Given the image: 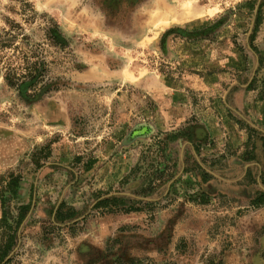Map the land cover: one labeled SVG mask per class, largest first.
<instances>
[{
    "label": "rangeland",
    "instance_id": "obj_1",
    "mask_svg": "<svg viewBox=\"0 0 264 264\" xmlns=\"http://www.w3.org/2000/svg\"><path fill=\"white\" fill-rule=\"evenodd\" d=\"M262 102L264 0H0V264H264Z\"/></svg>",
    "mask_w": 264,
    "mask_h": 264
},
{
    "label": "trees",
    "instance_id": "obj_2",
    "mask_svg": "<svg viewBox=\"0 0 264 264\" xmlns=\"http://www.w3.org/2000/svg\"><path fill=\"white\" fill-rule=\"evenodd\" d=\"M15 181L16 179L12 178L9 183H8V186H12V184H15ZM263 182H264V179H263ZM108 200V199H107ZM4 202V201H3ZM103 202H106V199L102 201ZM264 202V192L260 193L257 198L254 199L253 203H256V204H259V203H262ZM28 209V206L27 205H24V206H21L20 209H19V214H18V221L23 218V216L25 215V212L27 211ZM70 216V215H69ZM66 218V217H64ZM2 221L1 223H4L5 220H4V215L3 217L1 218ZM63 219V217L61 218ZM14 232L12 233H8L7 236H6V240H5V243L4 244H0V262L3 261V259L7 256L9 250L11 249V247L13 246L14 244V239H15V236H14Z\"/></svg>",
    "mask_w": 264,
    "mask_h": 264
},
{
    "label": "crops",
    "instance_id": "obj_3",
    "mask_svg": "<svg viewBox=\"0 0 264 264\" xmlns=\"http://www.w3.org/2000/svg\"><path fill=\"white\" fill-rule=\"evenodd\" d=\"M261 104H262V105H261V106H259L260 108H261L262 106H264V103H263V102H262ZM261 110H262V109H261ZM262 111H263V110H262Z\"/></svg>",
    "mask_w": 264,
    "mask_h": 264
}]
</instances>
